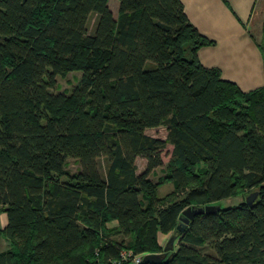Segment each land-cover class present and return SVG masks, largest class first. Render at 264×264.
<instances>
[{
  "label": "trees",
  "instance_id": "1",
  "mask_svg": "<svg viewBox=\"0 0 264 264\" xmlns=\"http://www.w3.org/2000/svg\"><path fill=\"white\" fill-rule=\"evenodd\" d=\"M213 42L182 0H119L117 16L110 0H0V264H114L161 253L158 233L175 229L176 249L137 264H264V86L203 65ZM70 71L74 91L51 92ZM159 126L166 138L146 132ZM252 190V204L219 205Z\"/></svg>",
  "mask_w": 264,
  "mask_h": 264
},
{
  "label": "crops",
  "instance_id": "2",
  "mask_svg": "<svg viewBox=\"0 0 264 264\" xmlns=\"http://www.w3.org/2000/svg\"><path fill=\"white\" fill-rule=\"evenodd\" d=\"M182 2L191 22L204 35L214 40L213 44L202 46L198 50L197 55L201 63L207 67L219 68L224 79L235 82L244 92L262 88L264 55L260 42L263 37L264 0H182ZM139 159H142V169L138 167ZM136 165L137 172L141 173L146 168L147 161L138 157ZM150 177L153 179V173ZM6 224L7 214L2 212L0 226L3 228ZM117 225V220L108 224L110 227ZM161 234L164 233H158V241ZM160 245L162 246V243ZM10 246V240L2 235L0 253L7 251Z\"/></svg>",
  "mask_w": 264,
  "mask_h": 264
},
{
  "label": "rangeland",
  "instance_id": "3",
  "mask_svg": "<svg viewBox=\"0 0 264 264\" xmlns=\"http://www.w3.org/2000/svg\"><path fill=\"white\" fill-rule=\"evenodd\" d=\"M110 2H111L110 6H111L112 10H114L115 16H116L117 11H118L119 0H111ZM96 21H97V16L94 14L90 18V21H89L90 32H93V30L95 28ZM80 80H81V72L80 71H70L67 73H63L57 77V84L54 88L50 89V91L53 93H65L67 95H70L74 91V89L79 85ZM147 133L149 135H152V136L165 138L166 134H167V128L165 126L150 128V129H147ZM171 149H172V146L168 145L167 149L164 151V154H163L164 164L162 167L157 168L153 172V180L154 181L162 180L163 176H165L167 164L171 160V154H170ZM66 161H67L66 162V170H68L71 174H75L76 172H78L80 166H79V163L76 159H74L72 157H68ZM102 165H103V169H104L106 166V163L104 161H102ZM138 167H139V169H142V159L138 160ZM171 191H173V184L171 182H166V183H163L159 187L158 195L164 196ZM252 192H253V190H252ZM250 193H251V191L250 192L246 191V192L240 193L234 197H230V198L221 200L219 202V205L228 206V205L239 204L242 201L246 200L247 196ZM173 237L175 238L174 248L176 249L178 246L179 240H180L179 231L177 229H175L170 233L161 234V237L158 241L159 244L162 243L163 251L161 253L164 252V248L167 246L168 242Z\"/></svg>",
  "mask_w": 264,
  "mask_h": 264
},
{
  "label": "water",
  "instance_id": "4",
  "mask_svg": "<svg viewBox=\"0 0 264 264\" xmlns=\"http://www.w3.org/2000/svg\"><path fill=\"white\" fill-rule=\"evenodd\" d=\"M258 196V192H253L250 195L247 196L246 201L248 204H252ZM220 208L219 205L210 204L206 205L204 207H188L184 210L183 215L184 217L183 222L185 224L189 223L191 219L194 218L197 214H211L214 213L216 210ZM180 228V226H178ZM183 229V228H182ZM175 238H171L168 242L167 246L164 248V253H151L146 254L144 256V261H153V262H160L162 261L168 254L169 251H171L174 248ZM168 260V259H166Z\"/></svg>",
  "mask_w": 264,
  "mask_h": 264
},
{
  "label": "built area",
  "instance_id": "5",
  "mask_svg": "<svg viewBox=\"0 0 264 264\" xmlns=\"http://www.w3.org/2000/svg\"><path fill=\"white\" fill-rule=\"evenodd\" d=\"M144 254H134L132 251L129 250H122L120 253V257L114 264H126L128 262L137 264L143 260Z\"/></svg>",
  "mask_w": 264,
  "mask_h": 264
}]
</instances>
